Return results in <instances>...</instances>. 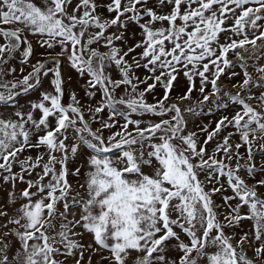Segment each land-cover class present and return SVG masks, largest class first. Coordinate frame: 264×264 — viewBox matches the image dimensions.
Here are the masks:
<instances>
[{
    "label": "snow or ice",
    "instance_id": "snow-or-ice-1",
    "mask_svg": "<svg viewBox=\"0 0 264 264\" xmlns=\"http://www.w3.org/2000/svg\"><path fill=\"white\" fill-rule=\"evenodd\" d=\"M261 61L264 0H0V264H264Z\"/></svg>",
    "mask_w": 264,
    "mask_h": 264
},
{
    "label": "rangeland",
    "instance_id": "rangeland-1",
    "mask_svg": "<svg viewBox=\"0 0 264 264\" xmlns=\"http://www.w3.org/2000/svg\"><path fill=\"white\" fill-rule=\"evenodd\" d=\"M232 58L234 59V57H232ZM245 59H247V55L245 56ZM261 63L264 64V61H261ZM235 71L240 72V69L237 68V69H235ZM249 71L253 73V77L255 78L254 70L250 68ZM222 79H223L224 86L227 87L228 89L232 90L231 85L233 83H236V81L240 80L241 77L237 76L233 81H231V83L228 82L227 78H222ZM45 86H47V85L45 84ZM72 87H76L75 82L73 83ZM184 87H185V81L183 80V78H181V82H180V85L178 86V90L183 89ZM175 94L176 93H173V95H175ZM80 95L82 96L83 93L80 92ZM29 98H34V97H29ZM148 99L151 101V99H152L151 96H149ZM195 99H196V94H194V96H193V102L195 101ZM21 103H23V99H21ZM185 103L188 104L189 102H185ZM0 111L10 112L11 109L10 108L9 109H0ZM194 117H195L194 119L189 120V124H188L189 130H195L197 124L208 123L209 120L215 119V117L208 116L207 114L202 115V116H194ZM93 127H96V125H93ZM106 135H107V133H106ZM241 151H243V149H241ZM249 183H251V181H249ZM261 191H264V189H261ZM248 226L249 225L247 224V222H245L244 230H247ZM249 255H251V254H249ZM85 259H87V256L85 257ZM93 264H96V258L95 257H93Z\"/></svg>",
    "mask_w": 264,
    "mask_h": 264
},
{
    "label": "bare ground",
    "instance_id": "bare-ground-1",
    "mask_svg": "<svg viewBox=\"0 0 264 264\" xmlns=\"http://www.w3.org/2000/svg\"><path fill=\"white\" fill-rule=\"evenodd\" d=\"M185 118L189 121V120H192L194 119L195 117L193 115H190V114H185Z\"/></svg>",
    "mask_w": 264,
    "mask_h": 264
},
{
    "label": "crops",
    "instance_id": "crops-1",
    "mask_svg": "<svg viewBox=\"0 0 264 264\" xmlns=\"http://www.w3.org/2000/svg\"><path fill=\"white\" fill-rule=\"evenodd\" d=\"M38 51H39V49H38ZM17 69L19 70V65H17ZM65 71L67 72V68H65ZM23 99V98H22Z\"/></svg>",
    "mask_w": 264,
    "mask_h": 264
}]
</instances>
